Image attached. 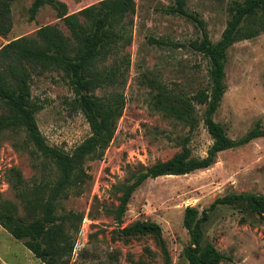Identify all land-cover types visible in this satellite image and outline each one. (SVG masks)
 Segmentation results:
<instances>
[{"label": "rangeland", "instance_id": "rangeland-1", "mask_svg": "<svg viewBox=\"0 0 264 264\" xmlns=\"http://www.w3.org/2000/svg\"><path fill=\"white\" fill-rule=\"evenodd\" d=\"M32 1H13L10 30L0 31V48L10 39L35 36L44 24L57 25L70 34L51 5L42 6L36 18L30 20L28 8ZM62 1L73 13L100 0ZM232 1L183 0V4L188 12L203 20L210 38L217 41L229 18L227 8ZM175 3V0H136V11L131 15L132 43L122 50L131 54L133 64L125 84L116 87L127 98L117 134L101 159L87 162L90 178L83 192L64 200L60 207L61 213L83 215L80 229L75 231L71 264H110V254L114 252L117 264H131V259L142 256L159 263V251L150 238L143 236L128 242L120 238V224L114 213L120 202L116 185L128 176L131 166L149 165L171 157L180 150L179 139L184 136L190 135L188 146L194 156H204L212 141L201 122L191 132L179 120L164 117L152 104L154 90L146 76L156 77L175 92L181 89L190 93L207 82L206 59L189 47L201 30L182 14L165 11ZM150 38L185 46L158 45L150 43ZM114 57L110 54L104 63L109 65ZM225 63L226 90L214 119L225 126L231 138L237 139L256 123L264 128V33L232 44ZM61 76L58 71L34 75L32 95L43 105L37 121L47 141L71 151L91 131L84 114L69 103L74 98L73 92ZM112 88H100L97 93L104 94ZM24 138L23 133L0 134V198L16 202L21 211L23 207L10 182V169L18 168L28 183L47 171L38 165ZM243 191L264 195V137L219 152L208 169L147 179L133 193L121 226L142 218L159 223L171 264H187L182 256L190 238L182 224L184 208L193 205L202 210L218 196ZM203 228L204 241H211L229 258L220 264H264V219L257 214L242 209L240 204L218 205L209 210ZM145 247L155 257H150ZM0 264L45 263L0 225Z\"/></svg>", "mask_w": 264, "mask_h": 264}, {"label": "trees", "instance_id": "trees-1", "mask_svg": "<svg viewBox=\"0 0 264 264\" xmlns=\"http://www.w3.org/2000/svg\"><path fill=\"white\" fill-rule=\"evenodd\" d=\"M0 0V31L10 30L12 3ZM167 6L169 14L179 13L195 22L200 36L189 42V47L207 61V82L193 92L174 91L147 77L154 90L153 107L164 117L179 120L192 132L201 122L211 134V143L204 156H194L188 141H180V150L152 164L130 167L128 176L116 185L120 202L114 208L118 232L122 240L150 238L159 251L160 262L142 257L131 259V264H171L169 250L159 223L150 219H137L121 226L133 193L149 178L165 175H184L195 170L208 169L216 162L219 152L264 137V128L256 123L243 136L233 139L225 126L214 119L226 90L224 82L228 48L237 41L255 38L264 33V0H234L228 6L229 18L222 35L213 41L205 24L195 14L184 8L183 0ZM51 5L70 30L67 35L52 24L41 25L35 36L10 39L0 48V134L7 131L23 133L24 142L44 173L38 180L28 183L22 172L12 167L10 182L16 190L23 210L14 201L0 198V225L45 264H71L83 215L75 212L61 213L62 202L80 195L90 175L87 162L101 159L117 134L118 120L123 114L127 98L117 86L125 84L132 67L129 52L123 53L132 43L133 19L136 0H100L73 13L62 0H33L29 11L34 20L44 5ZM158 45L185 46L150 38ZM113 54L115 59L104 63ZM47 71L62 73L61 79L73 92L70 104L81 111L90 125L89 134L71 151L51 145L38 125L37 113L43 107L32 95L34 75ZM113 88L98 94L100 88ZM201 107V110L199 107ZM15 179V180H14ZM264 219V195L228 193L218 196L202 210L187 205L183 210L182 224L190 235L182 256L187 264H220L229 259L211 241H204V224L209 210L218 205H238ZM145 252L155 257L149 247ZM116 252L110 254V264H117Z\"/></svg>", "mask_w": 264, "mask_h": 264}]
</instances>
